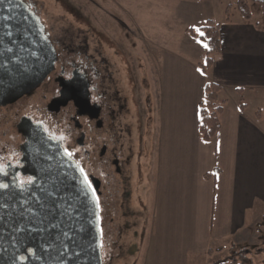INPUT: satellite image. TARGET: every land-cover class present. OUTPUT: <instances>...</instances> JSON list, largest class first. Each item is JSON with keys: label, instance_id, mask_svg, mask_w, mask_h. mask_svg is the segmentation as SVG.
<instances>
[{"label": "crops", "instance_id": "obj_1", "mask_svg": "<svg viewBox=\"0 0 264 264\" xmlns=\"http://www.w3.org/2000/svg\"><path fill=\"white\" fill-rule=\"evenodd\" d=\"M208 20L192 16L174 37L154 39L155 52L147 45L154 94L143 130L146 264H201L218 247L264 239V114L244 103L264 101V23L218 22L220 50L203 73L196 30ZM206 82L220 86L222 102L220 129L208 141L199 132L200 104L212 106Z\"/></svg>", "mask_w": 264, "mask_h": 264}, {"label": "flooded vegetation", "instance_id": "obj_2", "mask_svg": "<svg viewBox=\"0 0 264 264\" xmlns=\"http://www.w3.org/2000/svg\"><path fill=\"white\" fill-rule=\"evenodd\" d=\"M20 1L53 46L55 60L34 89L0 105V124H6L13 138L12 147H0V163L7 165L0 172V184L7 186L0 187V192L20 191L34 182L23 150L33 133L42 129L76 163L96 198L102 264L105 256L108 264L135 257L144 241L146 210L143 130L149 85L145 48L127 30L120 29L131 49L94 24L86 30L48 29L34 0ZM6 134L1 131L0 138ZM18 258L24 259L23 255Z\"/></svg>", "mask_w": 264, "mask_h": 264}, {"label": "water", "instance_id": "obj_3", "mask_svg": "<svg viewBox=\"0 0 264 264\" xmlns=\"http://www.w3.org/2000/svg\"><path fill=\"white\" fill-rule=\"evenodd\" d=\"M54 60L25 4L0 0V105L34 89ZM23 151L35 180L0 192V264H102L97 201L76 163L42 129Z\"/></svg>", "mask_w": 264, "mask_h": 264}, {"label": "rangeland", "instance_id": "obj_4", "mask_svg": "<svg viewBox=\"0 0 264 264\" xmlns=\"http://www.w3.org/2000/svg\"><path fill=\"white\" fill-rule=\"evenodd\" d=\"M34 2L41 12L39 15H41L42 23L48 29L80 28L86 30L91 29L94 24L100 30H104L120 46L125 49H131L129 46L130 41H123L124 38L120 29L125 30V32L128 31L127 33L137 37L134 39L135 42L144 46L147 60L155 52L154 39L158 40L163 35L174 37L177 34L175 31L178 28L181 29L187 23L185 19L192 16H206L214 23H218L224 21L226 18L225 10L228 5L230 19L238 21L241 18L234 0H34ZM250 11L255 21L261 24L262 22L264 23V14L257 2H250ZM147 45H149L152 51L154 50L151 56L147 52ZM147 68L146 81L149 85L150 107H153V64H147ZM244 99L245 102H243L248 103L249 112L260 109L264 114V101H258L253 96L252 98L244 96ZM1 131L7 132L5 137L0 138L1 149L12 147L13 138L8 130H6V124H0ZM144 152L148 154V150L144 149ZM143 159L145 162V155ZM260 223H264V217L260 218ZM257 243L258 241L256 240L253 242V245L247 247L253 252L254 248H256L254 244ZM218 249L217 252L215 251L213 255L206 257V259L201 258V264H219L221 260L229 257V248L218 247ZM222 250L224 251L222 252ZM146 255L147 250L144 243L140 253L135 257L125 256L126 258L124 257L122 260L117 261V259H114L109 262L111 264H146ZM251 261L253 264L264 263V254H254ZM103 264H108L106 256ZM147 264L149 263L147 262Z\"/></svg>", "mask_w": 264, "mask_h": 264}, {"label": "trees", "instance_id": "obj_5", "mask_svg": "<svg viewBox=\"0 0 264 264\" xmlns=\"http://www.w3.org/2000/svg\"><path fill=\"white\" fill-rule=\"evenodd\" d=\"M234 1L237 10L244 20H250L252 17L250 11V2H257L260 6V10L264 14V0ZM225 12L226 19H230L229 5L226 7ZM190 31L192 32L191 29ZM196 31L198 32V38L204 43V45H207L204 60L199 64L202 72L206 73L213 63L214 54L218 53L220 50L219 24L208 20L204 26L198 28ZM219 91L220 86L213 82H206L204 85V100L212 103L211 107H206L203 103L200 104L199 132L205 141L212 139L220 129V113L222 110V102L219 101ZM254 249L255 250L253 252L250 250V248H241L236 250L231 249L229 257L221 260L219 264H253L251 260L254 254H264V239H262L260 245ZM209 252H211V249L208 250V253ZM249 255L251 256L250 258Z\"/></svg>", "mask_w": 264, "mask_h": 264}, {"label": "snow or ice", "instance_id": "obj_6", "mask_svg": "<svg viewBox=\"0 0 264 264\" xmlns=\"http://www.w3.org/2000/svg\"><path fill=\"white\" fill-rule=\"evenodd\" d=\"M205 47H207V45H204ZM67 151V150H66ZM70 155V153H68ZM7 165L5 164H2L0 163V172H3L4 168L6 167ZM81 172H83V169H81ZM85 180H87V177L85 176ZM30 182V181H29ZM7 185H3V184H0V187H6Z\"/></svg>", "mask_w": 264, "mask_h": 264}]
</instances>
